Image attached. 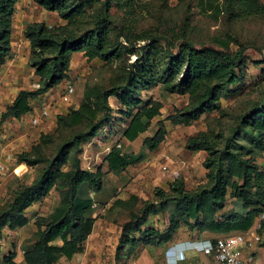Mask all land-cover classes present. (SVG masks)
Wrapping results in <instances>:
<instances>
[{"label":"trees","instance_id":"1","mask_svg":"<svg viewBox=\"0 0 264 264\" xmlns=\"http://www.w3.org/2000/svg\"><path fill=\"white\" fill-rule=\"evenodd\" d=\"M33 1L55 12L62 24L26 25L29 64L39 87L19 91L1 120L20 119L31 111L34 100L68 79L75 53H82L87 62L99 60L110 76L104 83H85L80 104L58 114L53 131L41 134L28 151L17 155L19 163L42 167L0 211V242L5 229L26 226V210L55 190L58 202L47 215L33 220L36 231L24 263L58 264L81 253L96 220L92 203L103 189L104 175L141 162L164 141L166 129L159 120L137 153H124L113 145L104 158L106 172L83 167V146L112 121L127 123L122 131L127 142L145 134L161 115L162 102L143 97L155 88L187 98L183 108L167 116L171 124L191 126L208 116L204 129L185 142L186 150L205 152L204 182L187 188L177 177L167 189L155 188L149 199L132 195L117 200L125 211L116 221L121 228L116 260L125 250L161 247L180 229L201 236L252 228L264 210V165L258 162L264 157V58L259 75L247 84L245 52H260L264 46L245 35V27L264 23V2L177 0L170 6L168 0ZM17 2L0 0V66L11 51ZM210 24H219L220 30L207 33ZM228 97H234V103L223 105L222 98ZM110 98L121 106L117 119ZM230 197L241 200L244 213L220 214ZM160 216L163 229L148 224ZM14 256V251L2 256L0 244V263L14 264Z\"/></svg>","mask_w":264,"mask_h":264},{"label":"crops","instance_id":"2","mask_svg":"<svg viewBox=\"0 0 264 264\" xmlns=\"http://www.w3.org/2000/svg\"><path fill=\"white\" fill-rule=\"evenodd\" d=\"M37 8L38 7L36 6L33 0H18L16 4V11L13 15L11 51L9 56L6 58L5 62L0 66V114H2L5 109L12 104L19 91L32 90L34 89V85L38 82V79L34 75V71L29 64L30 45L29 41L24 36V29L27 24L40 22L38 19L41 17V15H43L40 9H44ZM36 11L38 13H36ZM57 22L58 23L56 25L62 24V21H60L59 19L57 20ZM80 56H83L82 53L73 54L70 68H75L73 64H75L76 61L80 59ZM69 74H71V72H69L68 75ZM73 86L74 96H71V104L74 103V107H77L82 99L83 87L79 88L77 84H73ZM57 87L58 86L48 90L46 93L40 95L36 100H34L31 103V111L18 120H1L0 115V160L4 163V165L7 164L9 157H12L14 152H18L24 147L25 142L32 137L33 132L37 131L38 129H46L47 126L50 127L54 123V119L51 117H56L59 111L64 112V108L70 104L69 102L64 103L61 101L63 95H61L59 99L57 98V100L54 98L55 96L53 95V93L57 92ZM152 91L154 90L146 92V95H144V100L146 97H153ZM157 99L162 101L160 98ZM109 102L114 108V115L117 116V113L121 109V106L117 103L115 98H110ZM42 103H45L47 106L45 110L40 109V104ZM33 118H35V120L32 122L31 120ZM126 124L119 125L118 123L112 121L110 125L104 129L105 133H107L108 131H111L115 126L116 129H119L120 131L116 134L118 136L117 140L113 141L112 139H108L102 142L103 144H106L103 148L105 156L109 153L112 146L116 145V143L118 142L121 143V140L123 143L127 144L128 146H131L138 139L143 138L144 140L145 137L151 136L147 134L140 135L135 141L127 142L122 137V131ZM98 134L99 132L96 136H94L90 141L87 142V146L90 148H88L89 150H91V147L94 146L95 143L98 141L100 137L98 136ZM156 150L148 153L147 156L141 162L129 166L128 168H126V170H133L134 167L145 163V160ZM169 151L171 152L172 150L169 149ZM123 152L136 153L134 149H125V151ZM201 152L203 151H200V153ZM204 158L205 157L203 155L201 165L204 161ZM169 161L172 160L168 158V161L166 160V162L160 166V169H162L163 166L167 165L166 170H168ZM98 167L94 168L93 170L97 169ZM134 181H136V179ZM134 184L135 183H132V185L128 187V192H130L129 195H127L126 193L121 194L119 195L118 199L127 200L132 195L138 196L142 199H149L152 197V192L154 189L146 190V188H143L144 186H142L141 183L140 185ZM167 188L168 187L166 186L163 189ZM171 205L170 210L173 211L174 205L173 207H171ZM35 206H37V204L30 206L26 210V212L29 213L30 211H32ZM107 207L108 206L106 205H102L99 206L98 209L94 210L93 217H95L96 220L94 222L92 232L84 242L83 251L79 254L74 255L69 260L61 259L58 264H194L195 262L199 261L202 256L193 250L186 252L184 260H176V262H174L171 257L166 256L168 252L172 250V246L177 243H186L190 240H213L225 236L222 234L205 233L201 236L195 235L194 238H189L187 237L188 235L185 234V230L180 229V231L173 237V239L169 243H166L165 245L156 248L136 247L132 248L128 253L127 250H125L126 252H123V258L118 261L116 260L115 255L121 228L115 221L106 217L105 215H102L107 211ZM244 212L245 210L243 208L241 200L230 197L226 202L225 208L220 214L225 216L230 215L231 213L242 214ZM28 213L26 215L29 219V222L26 226L16 228L14 230L5 229L3 231V238L0 242L2 248V256H6L10 252L14 251L15 256L12 259V263L14 264H25L23 259L24 252L32 246V242L30 241V239L33 233L36 231V227L33 223V218H30ZM98 215H102L103 218L97 217ZM157 220H159V222H157ZM163 220L164 219H160V217H153V219L149 220L148 224L152 227H158L159 229H163ZM251 229L252 228H250L249 230ZM263 238L264 237L261 238V241ZM186 244L189 246L188 243ZM259 244L260 243H258V246ZM259 251L260 249L254 251L255 263L264 264L261 259V254L258 253Z\"/></svg>","mask_w":264,"mask_h":264},{"label":"rangeland","instance_id":"3","mask_svg":"<svg viewBox=\"0 0 264 264\" xmlns=\"http://www.w3.org/2000/svg\"><path fill=\"white\" fill-rule=\"evenodd\" d=\"M261 1L264 2V0ZM176 2L177 0H168L170 6H174ZM36 6L38 7L37 9L41 8L37 4ZM40 11L41 13H43V15H41V17L38 19L40 22L37 23L42 22L48 27L56 26V24L58 23L57 20H60V18L55 12L51 13L41 9ZM36 13L38 12L36 11ZM251 23L252 22L248 23V26L245 27V35L249 34L248 37L253 38V41H255V44H257L258 47L264 46V23ZM219 30V24H210L208 25V29L206 32L209 34H215V32ZM245 53L247 57L246 83L249 84L259 75L260 69L261 67H263V65L260 64V61L262 58H264V48L262 47V50L260 52L253 48H249ZM73 65L75 66V68H70L69 72H71V74L68 75V79L63 81L61 85H58L57 92L53 93L56 100L57 98L59 99L61 95L66 93L65 89L68 83H72L75 85L77 84L79 88H84L85 83H104L109 79L110 71L106 70L99 60L87 62V60L83 56H80V59H78ZM34 89L37 88L34 87ZM153 90V98H160L162 100L161 115L153 120L152 126L143 135L147 134L152 136L157 128V122L159 120H162L164 128L166 129L164 141L160 144L158 149L145 160V163L134 167L133 170H124L122 172H111L105 174L103 177L104 182L102 191L94 194V199L96 200L95 202L98 204V206H108L107 211L102 215H105L115 222L125 211V208L120 207L118 204H116V201L119 200L118 197L121 194L126 193L127 195H129L130 192H128V187L131 186L132 183H135L134 185H140L141 183L142 186H144L143 188H146V190H152L159 187L164 188L166 186L168 187V184L175 179L172 174L173 171L178 172V178L184 181V184L187 188L196 187L204 182L205 170L201 165V160L203 158V155L205 157V153L190 152L185 149L184 145L189 137L196 135L199 131L204 129L205 122L208 116L203 115L191 126L173 125L169 121H167L166 118L168 115L174 113L175 110H179L184 107L187 102L186 96L164 94L159 88H155ZM246 90L247 88H245V91ZM144 95H146V93L143 94V97ZM71 96H69L70 104L68 103L69 105L64 108V112L60 111L61 114L66 113L70 108L74 107V103L71 104ZM221 101L223 105H230L234 103L235 98H222ZM113 117L117 119V117H119V114L117 113V116L114 115ZM51 118L54 119V123L50 127L47 126L46 129H38L37 131L33 132L32 137L25 142L24 147L20 151L14 152L12 157H9L7 164H5V171L0 177V211L9 201H11L16 190H18L21 186L30 185L32 181L38 176L39 168H41L42 166L28 167L22 163H19L16 157L18 154L23 153L24 151H28L31 146L38 141L41 134L50 133L53 131V129L55 128L56 117ZM34 119L35 118H33L31 121L33 122ZM98 132V136H100L98 141L94 146L91 147V150H89L90 148L86 143L83 146L84 149L81 158L83 161V157H85L86 161H83L85 162V166H92L93 169L100 166L102 171L106 172L107 168L104 162L105 153L103 150L106 144H103L102 142L108 139H112L113 141L117 140L118 136L116 134L120 131L114 126V128L107 133H105L103 128ZM142 140L143 138L138 139L131 146L123 143L121 140V150L125 151V149H134L137 153L143 147ZM169 149L172 151L170 152ZM168 158L172 160L168 162V165L170 166H168V170L160 169V166L163 165L166 160L168 161ZM258 162L261 165H264V157L259 158ZM135 179L136 181H134ZM58 199V193L53 190L42 202L37 204V206H35L32 211H30L29 213L26 212V214L28 213L30 218H33V220L37 216H45L58 202ZM171 207H173V204L171 205ZM102 215H98L97 217H102ZM161 218L163 219L162 216H160V219ZM185 234H187V237L189 238L195 237L194 233H190L188 231ZM259 249L260 251L258 253L261 254V259L264 263V238L260 242L259 246H255L254 251Z\"/></svg>","mask_w":264,"mask_h":264},{"label":"built area","instance_id":"4","mask_svg":"<svg viewBox=\"0 0 264 264\" xmlns=\"http://www.w3.org/2000/svg\"><path fill=\"white\" fill-rule=\"evenodd\" d=\"M34 87L38 88L39 84H35ZM65 92L66 93L63 94L61 98V101L64 103L69 102V96L74 93V86L72 83H68L66 85ZM46 108L47 106L45 103L40 104L41 110H45ZM58 114H61L60 111ZM116 147L120 148L121 143H116ZM84 160L86 161L85 157H83V161ZM83 161L82 165L85 169L93 170L92 166H85V162ZM162 169L166 170L167 167L163 166ZM4 171L5 165L0 160V177L3 175ZM172 174L174 178L178 177L177 171H173ZM92 208L93 210H96L99 206L96 202H93ZM262 233H264V210L257 216L251 230L225 235L215 239L214 241H197L194 250L196 253L201 255L202 258L194 264H256L254 248L258 245V243H260ZM184 259L185 255L182 254L177 259H173V261L176 262V260L178 261Z\"/></svg>","mask_w":264,"mask_h":264},{"label":"clouds","instance_id":"5","mask_svg":"<svg viewBox=\"0 0 264 264\" xmlns=\"http://www.w3.org/2000/svg\"><path fill=\"white\" fill-rule=\"evenodd\" d=\"M196 242L194 240H190L186 243L189 244V246L183 242V243H177L174 246H172V250H170L167 254L166 257H171L172 259H177L180 255H185L186 252L190 251V250H194L195 246H196Z\"/></svg>","mask_w":264,"mask_h":264}]
</instances>
